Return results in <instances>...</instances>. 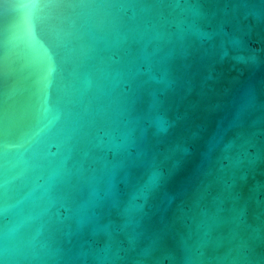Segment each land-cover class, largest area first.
Here are the masks:
<instances>
[{"label": "water", "instance_id": "obj_1", "mask_svg": "<svg viewBox=\"0 0 264 264\" xmlns=\"http://www.w3.org/2000/svg\"><path fill=\"white\" fill-rule=\"evenodd\" d=\"M0 264H264V0H0Z\"/></svg>", "mask_w": 264, "mask_h": 264}]
</instances>
